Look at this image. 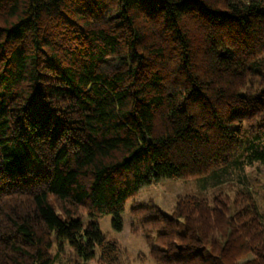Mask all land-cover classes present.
<instances>
[{
    "label": "trees",
    "instance_id": "16d2710c",
    "mask_svg": "<svg viewBox=\"0 0 264 264\" xmlns=\"http://www.w3.org/2000/svg\"><path fill=\"white\" fill-rule=\"evenodd\" d=\"M255 162L263 172L264 0H0V264H54L53 240L118 264L98 217L121 232L143 186L206 189ZM250 189L241 207L196 193L171 215L132 212L160 228L157 264H264Z\"/></svg>",
    "mask_w": 264,
    "mask_h": 264
},
{
    "label": "rangeland",
    "instance_id": "374dc122",
    "mask_svg": "<svg viewBox=\"0 0 264 264\" xmlns=\"http://www.w3.org/2000/svg\"><path fill=\"white\" fill-rule=\"evenodd\" d=\"M257 164L258 163L255 162L252 166H245L243 174L248 175L247 180L243 178L242 172L235 169L231 173L228 182L219 186H209L206 189L202 188L201 181L197 177H187L176 180L164 179L151 185L143 186L138 194L129 200L124 207V227L121 232H115L112 228L111 216L98 217L97 221L101 232L108 239L116 241L122 248L118 264H157L150 252L151 241L154 236L157 235L160 228L152 224L143 223V220L152 214L150 210L145 214L134 215L132 210L139 207L149 208L155 205L162 213L171 215L174 213L177 201L180 197L196 193L205 197L207 196L210 199L215 195H222L224 198H227L228 202L233 200V202H236V204L241 207V205H243V203H241L243 196L239 194V190L243 188L244 185H248V187H251L250 190L254 193L253 196L258 200V212L264 217V204L262 203L264 195V164L262 163V167H260L263 172H256L255 166H257ZM51 201L56 204L58 212L63 213V203L56 198H52ZM70 209L74 211L76 208L71 207ZM85 212L86 210L79 207L78 215H83L84 217ZM85 223H88L87 219H85ZM53 242L54 247L52 253L56 256L54 264H106L101 259L99 249H96L93 259L84 261L70 250L57 253L56 241L53 240ZM250 258H253L251 253L245 254L242 261Z\"/></svg>",
    "mask_w": 264,
    "mask_h": 264
}]
</instances>
